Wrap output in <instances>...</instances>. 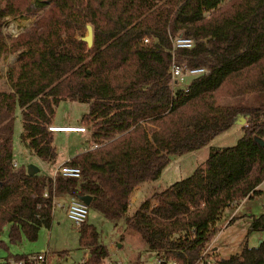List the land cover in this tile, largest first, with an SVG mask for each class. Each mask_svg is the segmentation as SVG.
Returning a JSON list of instances; mask_svg holds the SVG:
<instances>
[{"label": "trees", "instance_id": "1", "mask_svg": "<svg viewBox=\"0 0 264 264\" xmlns=\"http://www.w3.org/2000/svg\"><path fill=\"white\" fill-rule=\"evenodd\" d=\"M30 19L17 35H5L9 21ZM88 25L90 49L82 41ZM176 37L193 46L172 57ZM9 56L15 61L4 76L7 89L0 90V237L6 232L11 245L34 242L41 227L51 226L53 197L89 196V209L117 233L124 227L138 234L164 264H198L223 211L261 194L264 147L256 139L264 141V0H0V65ZM172 61L183 70H205L187 83V93L171 87ZM222 99L232 102L217 103ZM62 101L89 105L81 119L89 142L65 162L80 169V178L13 168L16 111L20 145L54 164L48 127ZM241 118L234 146L211 147L190 176L129 214L134 190L157 182L172 157L201 150ZM249 228L264 232V212L251 216ZM78 234L89 252L85 264H102L108 248L98 230L86 221ZM0 248L7 249L1 238ZM205 259L264 264V242L228 259Z\"/></svg>", "mask_w": 264, "mask_h": 264}, {"label": "rangeland", "instance_id": "2", "mask_svg": "<svg viewBox=\"0 0 264 264\" xmlns=\"http://www.w3.org/2000/svg\"><path fill=\"white\" fill-rule=\"evenodd\" d=\"M30 20H12L9 21L4 27V33L8 36H15L31 23ZM86 36V32L84 34ZM149 44V42L147 43ZM15 61L14 56H9L0 65V90H6L4 76L8 65ZM192 79H186V83H189ZM183 84V86L185 85ZM232 101L230 99H222L217 103L228 104ZM89 105L79 102L62 101L56 107L54 122L61 125H73L79 124L82 116L88 113ZM245 122V120H244ZM240 121L236 124L234 129L219 136L213 140L208 146L201 150L187 154L182 157H172L169 165L164 171V181L162 188L168 187L175 182L187 178L192 172L200 166L209 156L210 148H223L234 146L241 136L240 126L244 124ZM50 127H53L52 125ZM49 128V127H48ZM86 129V128H85ZM63 131H77V130H63ZM22 133V121L19 110L16 111L15 120L13 125V149L14 155L19 153V138ZM54 140V146L58 157L56 158V164L61 163L66 154L78 153V150H82L83 146L89 142V133L86 130L82 135L72 134L69 140L65 139L64 134H52ZM21 157H25L23 160L26 165H34L38 168V173L41 175L54 177L57 167L53 169V165L47 166V164L22 153ZM16 159V157L14 158ZM15 161V160H14ZM18 161V160H16ZM19 167H21L19 165ZM48 172V173H47ZM259 191L261 194L251 199H247L240 207L239 212L236 214L234 222L224 228L214 239V248L217 250L220 258L228 259L229 257L239 254L243 246L248 248H257L260 243L264 242V232H253L249 228V220L243 217V214L253 215L255 217L260 216L264 212V182L260 185ZM140 195H138L139 199ZM61 205L64 204L62 199L57 200ZM137 203H132L129 208V214L133 213L138 206ZM235 207V206H234ZM234 207L227 208L225 215H229L235 211ZM236 212V211H235ZM52 223L49 228L41 227L38 232L36 241L30 242L25 238H22L21 242L11 245L8 242L7 234L4 232L1 235V240L7 246V249L0 248V264H6V260L10 255L23 256L32 253H38L48 250L53 260L52 264H56L58 254L62 253L63 257L60 259L61 264H77L82 259L88 256V250L82 249L78 244V228L75 227L65 216L64 208H55L53 213ZM224 219L217 223L218 228L222 226ZM87 223L93 225L100 234V241L108 248V255L114 259H121L127 264H131L133 261L139 259L140 264H155L156 255L148 253L144 243L138 234L128 232L126 229H122V233H117L112 225L106 221L101 214L89 209L87 216ZM209 245L207 246L206 250ZM211 257L217 254H211ZM207 252V253H208ZM171 264V262L167 263ZM203 264V263H200Z\"/></svg>", "mask_w": 264, "mask_h": 264}, {"label": "built area", "instance_id": "3", "mask_svg": "<svg viewBox=\"0 0 264 264\" xmlns=\"http://www.w3.org/2000/svg\"><path fill=\"white\" fill-rule=\"evenodd\" d=\"M145 43H148V40H144ZM193 46V41L188 38L184 37H176L171 40V49L169 52L171 53L172 57L174 55L175 50H181V49H191ZM205 73L204 69L201 68H191L183 70L180 66H178L174 61H172L170 66V84L172 88H181L186 93L189 91L186 79H194L200 75H203ZM183 84H185L183 86ZM54 129H73L71 127H49L48 130L53 133H64V134H70V133H84L85 128L78 127L74 128L79 131H54ZM13 168H18L19 165L16 161H13L12 163ZM56 174H59L66 178L71 179H79L80 178V169L77 167L69 166L65 163L59 165L56 169ZM54 175V177H55ZM54 177H51L54 179ZM62 199L64 201V204H60L57 202V200ZM235 205L232 204V207ZM55 208H64V213L66 218L75 226L79 227L80 225L84 224L87 221V216L89 212V206H87L85 203H83L81 200L73 198V197H64V198H55L53 197L52 201V212L54 213ZM207 250H205L201 258L198 262V264H212V261L209 259H205V256L207 254ZM89 256V252H88ZM87 257L82 259L77 264H85ZM56 262V264H61L60 259ZM53 260L51 258V255L48 250L38 252V253H32L21 256L19 259L9 258L6 260V264H52ZM169 263V262H168ZM102 264H127L125 261L121 259H114L110 255H108ZM155 264H164V260L161 257H156ZM171 264H175L171 262Z\"/></svg>", "mask_w": 264, "mask_h": 264}, {"label": "crops", "instance_id": "4", "mask_svg": "<svg viewBox=\"0 0 264 264\" xmlns=\"http://www.w3.org/2000/svg\"><path fill=\"white\" fill-rule=\"evenodd\" d=\"M160 43H159V41L158 40H156V42H155V46H160L159 45ZM87 114V113H86ZM86 114H84L83 116H85ZM82 116V117H83ZM82 119V118H81ZM52 126L53 127H56V126H59V127H83V128H85L82 124H81V120H80V123L79 124H73V125H61V124H56L55 122H54V119H53V123H52ZM85 133V132H84ZM54 134H64V133H53V135ZM72 134H77V135H82L83 133H70V134H64L65 135V139L67 140H69L71 137H69V136H72ZM54 137V136H53ZM86 145V144H85ZM83 147H85V146H83ZM79 152H81L80 150H78V153ZM22 153H24V154H26V157H28V156H31V157H33V158H35V159H37V160H39L36 156H34L31 152H29V151H27V150H25V149H23V147L20 145V143H19V153H17L16 155H14V158L16 157V159H14L15 161L16 160H18V161H16L17 163H18V165H20V166H23V165H25V164H23L24 163V161L25 160H23L24 158L23 157H21V154ZM78 153H76V154H78ZM76 154H71V152H68L67 154H66V156H65V158H64V160L61 162V163H59V164H56V161H55V166L53 165V164H51V165H53V169H54V167L56 168V167H58L59 165H61V164H63V163H65V162H67V161H69L72 157H74ZM57 157H58V155H57ZM23 158V159H22ZM40 161V160H39ZM43 163V162H42ZM45 164H47V166H50V164H48V163H45ZM26 166H28V165H26ZM165 171V170H164ZM164 171H163V173H162V175H161V177H160V179L157 181V182H155V183H151V184H144V185H142V186H140V187H138V188H136L135 190H134V192L132 193V195H131V197H130V199H129V208L132 206V203H137L138 201H139V203H142L145 199H149L150 197H151V195L154 193V192H156V191H158V190H160V189H162V186H163V181H164ZM48 173V172H47ZM50 176V175H49ZM260 187V186H259ZM258 190H259V188H258ZM138 195H140V197H139V199H138ZM246 200H243L242 202H240L239 204H237V205H235V207H234V209H235V211L233 212V213H231V214H229V215H225V210L223 211V213H222V216H221V220L220 221H222L223 219H224V222H223V224H222V226H220V228H218V226H217V228L219 229V231H218V233H220L224 228H226L227 226H229V225H231L233 222H234V220L236 219V214L239 212V210H240V207L242 206V203H244ZM229 209V208H228ZM239 209V210H238ZM55 212V211H54ZM251 216H253V215H247V214H243V217L244 218H246V219H248L249 220V225H250V223H251ZM231 220H233L231 223H230V221ZM219 221V222H220ZM218 222V223H219ZM250 227V226H249ZM218 233L216 234V236L218 235ZM215 236V237H216ZM215 239V238H214ZM214 239H213V241H212V243L209 245V251L211 250L212 252H210L211 254H217L218 256H219V254L217 253V252H215V251H217V250H213V248H214ZM208 252V251H207ZM207 254H209V252L207 253ZM220 257V256H219Z\"/></svg>", "mask_w": 264, "mask_h": 264}, {"label": "water", "instance_id": "5", "mask_svg": "<svg viewBox=\"0 0 264 264\" xmlns=\"http://www.w3.org/2000/svg\"><path fill=\"white\" fill-rule=\"evenodd\" d=\"M82 41L86 43L87 48L90 49L93 44V30L90 25L86 27V36L82 38ZM241 121L244 122V119L241 118ZM256 142L259 143L262 147H264V141L261 139H256ZM27 173L29 175H34L38 173V168L34 165L27 166ZM83 203H85L87 206L90 205L91 198L89 196H85L80 199Z\"/></svg>", "mask_w": 264, "mask_h": 264}, {"label": "bare ground", "instance_id": "6", "mask_svg": "<svg viewBox=\"0 0 264 264\" xmlns=\"http://www.w3.org/2000/svg\"><path fill=\"white\" fill-rule=\"evenodd\" d=\"M56 127H59V126H56ZM64 128H67V127H64ZM73 129H54V131H63V130H77V129H74V128H78V127H71ZM79 131V130H77Z\"/></svg>", "mask_w": 264, "mask_h": 264}]
</instances>
